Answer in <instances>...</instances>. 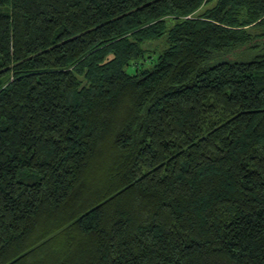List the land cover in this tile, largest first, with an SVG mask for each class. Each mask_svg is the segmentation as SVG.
Segmentation results:
<instances>
[{"label":"trees","instance_id":"16d2710c","mask_svg":"<svg viewBox=\"0 0 264 264\" xmlns=\"http://www.w3.org/2000/svg\"><path fill=\"white\" fill-rule=\"evenodd\" d=\"M207 1L0 0V264H264V0Z\"/></svg>","mask_w":264,"mask_h":264},{"label":"rangeland","instance_id":"374dc122","mask_svg":"<svg viewBox=\"0 0 264 264\" xmlns=\"http://www.w3.org/2000/svg\"><path fill=\"white\" fill-rule=\"evenodd\" d=\"M213 0H208L207 2H205L202 5H199L196 10L201 9L203 7H205L206 4H209L210 2H212ZM194 10V11H196ZM161 43L162 40L160 38H156V39H150L148 43H145V46H155L156 48H160L161 47Z\"/></svg>","mask_w":264,"mask_h":264}]
</instances>
